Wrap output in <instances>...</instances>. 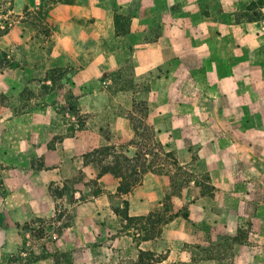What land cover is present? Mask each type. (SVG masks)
I'll return each mask as SVG.
<instances>
[{"label":"crops","instance_id":"crops-1","mask_svg":"<svg viewBox=\"0 0 264 264\" xmlns=\"http://www.w3.org/2000/svg\"><path fill=\"white\" fill-rule=\"evenodd\" d=\"M1 1L11 3L17 15L4 37L33 51L31 57H16V82L27 81L24 72L51 83L47 74L62 70L64 89L78 101L76 114L83 118L74 120L71 111V120L64 121L53 107L18 111L0 103V264H143L140 252L162 257L156 264H223L225 242L199 233L207 222H219L224 213L217 215L218 209L231 210L219 206L232 177L221 164L232 154L228 115L244 110L231 112L222 100L261 97L250 92L262 86L264 65L242 46H215L214 33L201 28L199 20L219 1L242 0H158L163 9L157 15L151 10L157 0ZM28 9L38 24L21 21ZM226 32L231 41V31ZM146 75L143 90H136ZM9 83L8 72L0 71V95L12 91ZM141 101L157 142L182 168L192 167L187 168L193 179L178 193L171 194L172 179L178 182L183 172L172 167L145 172L121 195L118 177L98 176L102 156L90 155L95 149L112 148L133 161L144 147V127L133 125ZM208 121L214 134L200 137L196 132ZM112 161V153L101 159L102 164ZM200 174L211 179L210 195L195 181ZM167 193L174 215L159 236L146 237L145 220L136 218L162 211ZM56 211H63L68 223L54 220L42 235L33 234L34 221L53 219Z\"/></svg>","mask_w":264,"mask_h":264},{"label":"rangeland","instance_id":"rangeland-1","mask_svg":"<svg viewBox=\"0 0 264 264\" xmlns=\"http://www.w3.org/2000/svg\"><path fill=\"white\" fill-rule=\"evenodd\" d=\"M11 9V3L0 0V30L5 20L9 22V28L17 20V15L10 11ZM162 9L158 0L153 1L151 10L154 14L157 15ZM212 11L202 12V15L206 13L207 18L202 16L199 26L214 33L215 46L224 43L227 45L229 42L233 48L242 46L245 51H254L256 61L264 65V0H242L239 4L219 1L212 6ZM230 12H233V15ZM34 16L36 17L34 10H25L21 21L26 25L34 26L38 24ZM153 21L159 27L160 19L155 17ZM43 28L40 31H44ZM226 29L231 31V41ZM225 36L229 39L226 40ZM26 37L31 39L35 37L42 43L45 41V36L26 34ZM19 54L31 57L32 47H26L21 41L0 34V71L8 72L11 79L8 87L12 90L7 95H0V103L18 111H27L33 107H53L57 118L64 121L71 120L72 111L75 112L74 120L80 122L83 114H76L79 103L70 98L67 90L65 91L59 75L60 71L54 70L47 74L52 80L51 83L41 82L38 77H27L24 72L20 74L27 81L23 84L16 82L19 73L15 70L14 64ZM149 77V75L144 76L136 90L141 88L143 90L144 83ZM252 90L250 92L252 95H256L257 92L261 97L222 100L231 112L244 110L242 114L228 115L231 127L234 129L230 134H226L228 143L229 140L232 142L229 144L232 154L221 164L222 172L231 173L232 177L226 179L225 189L219 195V206H230L231 210L228 207L218 209L217 215L224 213L218 216L219 222L217 221L216 225L213 221L207 222L199 232L205 240L210 237L225 242L221 256L224 259L223 264H264V82L260 88L254 86ZM201 101L211 105L213 102V100ZM207 119L209 120V117ZM196 133L200 137L211 138L214 132L210 121L203 131ZM148 134L149 132H146L147 138ZM152 137L155 139V131ZM156 154L159 155V152ZM187 167L192 168L190 165ZM187 167L184 169L186 173L189 172ZM196 181L201 183L204 191L211 194L214 186L207 174H200L196 177ZM38 226H30L35 235Z\"/></svg>","mask_w":264,"mask_h":264},{"label":"trees","instance_id":"trees-1","mask_svg":"<svg viewBox=\"0 0 264 264\" xmlns=\"http://www.w3.org/2000/svg\"><path fill=\"white\" fill-rule=\"evenodd\" d=\"M9 26H10L9 22L5 20L3 28L2 30H0V34L2 35L7 33ZM58 71H60L59 75L63 74L62 70H58ZM114 73L117 74L116 71ZM125 73L128 76L130 75L129 82H132L131 68L129 63H127V67L125 68ZM108 74L109 73L105 74V76H107ZM120 76H122V73H120ZM137 108H139L138 110L140 114L133 117V125L136 129L141 126L144 127V131L140 132V135L143 136L146 142L145 145L143 144L144 147H139V150L136 152L133 161L130 158H128L124 153L112 152L111 151L112 148L104 147V148L95 149L93 152H91L90 155L99 154L102 156L98 161L100 167L98 176L101 175L102 173L110 172L114 174L116 177H118L119 185L117 187V193L121 195L128 193L134 186L139 184L141 182L142 175L145 172L147 171L168 172L170 170V167H172V168H176L178 172H183L182 175H179L180 180L178 182L174 177L172 179L173 189L171 194L178 193L181 187L187 185L189 181H191V179L193 178H191L190 176L191 174L189 172L186 173L184 171L185 168H182L178 164L174 155L171 152H166L165 149L161 146V144L152 137L154 130L151 129L149 126H147L145 123V116L147 113V107L145 103L141 101V104L139 103L137 105ZM146 132H149L148 138L146 136ZM154 150L156 152H159V155H157L156 152H154ZM108 153H112L113 161L109 164H102L101 159L105 157V155ZM146 154H149L151 156L149 161H147ZM53 194L59 195L60 193L57 190H53ZM169 201H170V193L169 194L167 193L165 197V201L163 203L162 211H154L151 212L146 217L136 218V220L139 221L145 220L146 226L144 227V230L146 237L151 238L154 236L155 237L159 236L162 225L173 217L174 214L170 212L171 205ZM123 204H124V210L122 211V215L126 217L127 213H126L125 200L123 201ZM184 216L187 217V214L184 213ZM61 219H64L62 220L61 226H65L69 221V217L64 215L63 211H56L54 218L50 220L36 219L34 222H37V224L39 225L36 231L37 232L36 236H40L43 234L45 230V225L47 223ZM139 260L143 262V264H152V262L153 264H156L162 260V257L154 258L152 255L148 253L140 252Z\"/></svg>","mask_w":264,"mask_h":264}]
</instances>
